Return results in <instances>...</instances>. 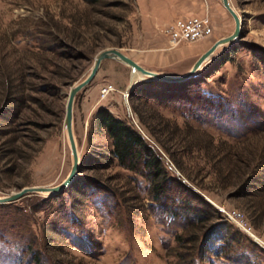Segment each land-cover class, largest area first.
Masks as SVG:
<instances>
[{
	"label": "rangeland",
	"instance_id": "obj_1",
	"mask_svg": "<svg viewBox=\"0 0 264 264\" xmlns=\"http://www.w3.org/2000/svg\"><path fill=\"white\" fill-rule=\"evenodd\" d=\"M229 1L241 36L186 80L183 98H131L150 78L131 86L128 65L101 62L73 104L79 172L57 195L0 204V264H264V0ZM194 15H207L212 33L171 45L167 27ZM233 28L221 0H0V196L67 176V96L98 52L116 48L181 75ZM100 107L131 123L167 173L202 196L210 207L190 199L204 222L172 216L145 176L104 160L111 140L94 124Z\"/></svg>",
	"mask_w": 264,
	"mask_h": 264
},
{
	"label": "trees",
	"instance_id": "obj_2",
	"mask_svg": "<svg viewBox=\"0 0 264 264\" xmlns=\"http://www.w3.org/2000/svg\"><path fill=\"white\" fill-rule=\"evenodd\" d=\"M186 86H188V81L169 83L146 79L135 87L130 95L131 98L143 99L144 102L148 99H154L157 103H162V105L166 106L172 103L173 99L185 97L183 91L188 88ZM153 89L164 91H160L158 95L153 94ZM190 99L191 97L186 96V102L191 105ZM183 105L185 106V104ZM183 105L181 103L180 106ZM132 107L135 111L134 106ZM94 124L100 133H103L111 140L109 154L104 159L107 163L116 160L119 166L145 176L150 181L153 199L159 202L162 205L161 208L169 211L172 216L178 217V211H182L186 213L184 216H186L187 222L192 226L199 225V223L205 221L202 218L203 212L194 210L196 208L192 207L190 198L193 197L198 204H205L209 207L210 205L204 201L201 195L190 190L181 179L167 173L162 158L149 146L143 135L131 123L115 116L106 107H100L94 114ZM101 157L103 158V156ZM191 212L194 213L193 217L190 216ZM195 220L197 223L193 224L196 222ZM210 227L203 232L202 237L206 233L208 234L207 230L212 231Z\"/></svg>",
	"mask_w": 264,
	"mask_h": 264
},
{
	"label": "water",
	"instance_id": "obj_3",
	"mask_svg": "<svg viewBox=\"0 0 264 264\" xmlns=\"http://www.w3.org/2000/svg\"><path fill=\"white\" fill-rule=\"evenodd\" d=\"M223 7L227 10V12L231 15L234 21V28L233 31L224 36L220 37L216 41L208 47L193 63L191 68L181 74V75H170L164 74L161 72L152 71L149 69L144 68L139 63H137L133 58L128 56L127 54L123 53L121 50L116 48H109L98 52L94 58L93 64L88 72V74L79 82L72 85L69 89L66 106H65V116H64V129L66 131L70 152L72 155V164L71 168L67 174V176L59 183L53 186H31V187H23L20 190L10 193L8 195L0 196V204L1 203H10L20 199L21 197L30 194V193H44L48 196H54L61 192H63L75 179L77 173L79 172V153L77 151V146L75 142V137L73 133V104L75 100L76 94L83 89L86 85H88L91 80L95 77L101 62L105 59H114L120 61L126 65H128L132 72L139 71L142 74L140 77L141 80H145V77L150 79L165 81L169 83H177V82H184L190 77H192L202 66L205 61H208L211 58V55L215 52V50L224 44L231 45L236 42L239 37L241 36V26L242 20L237 13V11L233 8L231 2L229 0H221ZM139 80V78H137ZM137 80L134 82L131 81V86H133Z\"/></svg>",
	"mask_w": 264,
	"mask_h": 264
},
{
	"label": "built area",
	"instance_id": "obj_4",
	"mask_svg": "<svg viewBox=\"0 0 264 264\" xmlns=\"http://www.w3.org/2000/svg\"><path fill=\"white\" fill-rule=\"evenodd\" d=\"M168 40L171 45H177L182 41H195L199 38L209 36L212 33L210 19L205 16H189L176 19L166 29ZM106 91L108 90L105 89ZM233 214V215H232ZM228 214L231 219H236L235 211Z\"/></svg>",
	"mask_w": 264,
	"mask_h": 264
},
{
	"label": "bare ground",
	"instance_id": "obj_5",
	"mask_svg": "<svg viewBox=\"0 0 264 264\" xmlns=\"http://www.w3.org/2000/svg\"><path fill=\"white\" fill-rule=\"evenodd\" d=\"M140 76H142V74L139 71H134L133 72V77H132V82H134L135 80H137V78H139Z\"/></svg>",
	"mask_w": 264,
	"mask_h": 264
},
{
	"label": "crops",
	"instance_id": "obj_6",
	"mask_svg": "<svg viewBox=\"0 0 264 264\" xmlns=\"http://www.w3.org/2000/svg\"><path fill=\"white\" fill-rule=\"evenodd\" d=\"M216 34H218V33H216ZM216 34H214V35H216ZM128 56H130V55H128ZM131 58H133V56H130ZM134 59V58H133Z\"/></svg>",
	"mask_w": 264,
	"mask_h": 264
}]
</instances>
